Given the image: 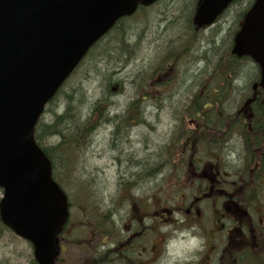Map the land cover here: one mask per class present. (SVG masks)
I'll use <instances>...</instances> for the list:
<instances>
[{
    "label": "rangeland",
    "instance_id": "rangeland-1",
    "mask_svg": "<svg viewBox=\"0 0 264 264\" xmlns=\"http://www.w3.org/2000/svg\"><path fill=\"white\" fill-rule=\"evenodd\" d=\"M191 1L159 0L121 20L124 22L120 25L128 32L127 48L123 50L117 39L118 32L123 30L111 29L90 49L46 106L40 119L43 123L64 112L67 104L77 112L70 111L74 119L88 121L89 125L96 123L85 141L82 135L81 147L66 155L67 160L62 161L61 156L58 160L59 154H55V177L71 204L70 221L61 234L62 251L56 264H96L94 254L104 256L102 264H111L107 263L108 247L119 233L107 237L99 231L102 228L111 232L113 224L123 229L120 222L132 197L148 205L161 204L166 209L172 205L183 208L159 218L162 222L156 220L154 231L146 229L140 242L144 249L140 255L143 264H256L250 238L238 241L240 238L234 231L237 215L234 209L224 210L221 194L215 196L213 191L210 196L198 194L190 211L184 210L196 193L191 182L201 184L197 180L199 172L193 173L196 161H202L200 167L216 161L223 168L233 163L224 162L225 154L216 146L196 147L194 161H190L179 157L180 146L171 142V136L179 134L176 130L183 114L188 115L185 109L181 110L187 99V109H193L190 100L191 92L197 90L195 78L206 68L203 56L231 48L238 22L253 0L235 1L217 22L197 31L185 20ZM190 34L194 35L193 41ZM186 46L188 51L179 55L169 69L160 68L162 56L171 51L179 54ZM257 71L251 59L242 62L234 84L238 89L226 99L227 106L242 104L245 99L242 94L246 90L250 94ZM99 99L104 104V116L109 121L118 120L120 127L101 120L98 124L99 118L92 115L90 108ZM134 102L137 105L131 106ZM135 106H139L137 111L132 110ZM140 114L142 118L138 121ZM54 142L57 138L49 137L43 144ZM168 153L170 164L164 160ZM155 170L158 171L154 174ZM140 172L142 178L130 188L128 181L135 180ZM181 174H185L182 179ZM177 182L181 187L176 188ZM153 219L147 217L145 224L150 225ZM96 220H102L100 226L94 224ZM2 225L0 222V264H30L31 244ZM230 234L234 240L227 243ZM152 246L153 251L149 249ZM112 264L121 263L116 260Z\"/></svg>",
    "mask_w": 264,
    "mask_h": 264
},
{
    "label": "water",
    "instance_id": "water-1",
    "mask_svg": "<svg viewBox=\"0 0 264 264\" xmlns=\"http://www.w3.org/2000/svg\"><path fill=\"white\" fill-rule=\"evenodd\" d=\"M156 0H0V221L33 246L36 264H54L67 197L34 139L45 104L113 24ZM233 0H199L193 21L211 24ZM264 87V0H254L234 36Z\"/></svg>",
    "mask_w": 264,
    "mask_h": 264
},
{
    "label": "flooded vegetation",
    "instance_id": "flooded-vegetation-1",
    "mask_svg": "<svg viewBox=\"0 0 264 264\" xmlns=\"http://www.w3.org/2000/svg\"><path fill=\"white\" fill-rule=\"evenodd\" d=\"M231 109L233 108L222 109L223 123L220 125V137L222 152L225 154L223 160L233 164H226L224 168L220 166V171L212 165L202 168V176L206 182L208 180L205 186L209 192L206 195H211L210 191H213V194H221L224 210L234 209L237 215L235 232L240 238L238 241H242L245 237L250 238L256 264H264V123L257 122L256 111L259 108L243 110L240 107L234 112L230 111ZM228 113L230 116H227ZM141 118L139 116V120ZM112 123L115 128L118 126L116 121ZM238 144L241 148L237 147ZM216 175L219 176L218 179ZM198 187L200 190L204 188L201 185ZM130 201L131 199H128L127 214L120 222L123 229L114 233L119 234L114 236L108 247L107 263L112 264L117 260L121 264H143L140 256L144 252L143 245L140 243L142 237L146 229L154 231L158 222L156 220L164 216V208L161 204L148 205L141 199H138V202ZM149 206L155 209L148 208ZM147 217L154 219L146 227L144 220ZM121 233L124 236H121ZM149 249L153 251L154 246ZM96 256L94 254L92 257ZM101 257L104 258V256ZM103 262L99 261L97 264Z\"/></svg>",
    "mask_w": 264,
    "mask_h": 264
},
{
    "label": "trees",
    "instance_id": "trees-1",
    "mask_svg": "<svg viewBox=\"0 0 264 264\" xmlns=\"http://www.w3.org/2000/svg\"><path fill=\"white\" fill-rule=\"evenodd\" d=\"M195 4L196 2L194 0L191 1L189 4L191 8L187 11V14H185V20L187 21L188 26H194L192 22V17H190L189 15L190 13H193ZM145 8L146 7L144 6H139L138 10L143 11ZM127 18L128 17L120 19L113 26L112 30L121 31L123 29H126L120 24L124 22L121 20ZM127 34L128 32H125V30H123L122 32H118L119 37L117 39L122 44L121 48L123 50H125L129 44L125 38ZM192 34H190V36ZM192 38L193 41L194 35H192ZM230 49L225 50L224 52H214L213 55H217L219 56V58L217 57V60L212 62V66L209 61L206 62L205 69L210 68L209 72L207 73L209 75L207 80H205V78L202 79L201 74H198L195 78L197 90L190 100V105L193 106V109L189 108L186 111L188 115L183 114V117L181 118V123L179 122L178 125L179 129L177 128L176 130L179 131V134L175 135L174 137L171 136V142L173 144L179 145L181 148H179V153H181L178 154L179 157L192 159L196 154V147L210 149L216 146L217 148H221L222 140L220 137V125L223 123L221 119L223 112L222 109L224 107L223 102L226 99L230 98V96L234 95L233 93L237 91V86H234L233 79L237 77L240 73L242 62L246 59H251L250 56L238 57L233 54ZM185 51H188L187 46L179 50V54H176L171 51L170 54L162 56V67H170L171 65H173L176 62L177 57L179 55L184 54ZM257 68V76L253 79V81L257 80L259 78L258 76L261 73L260 68ZM154 85H156V83ZM248 96V91L246 90L245 94H242V97L244 99V97L247 98ZM103 105L104 104L101 99L95 101L92 107L90 108L92 115H99L100 112H102V109L104 107ZM130 105L133 106L135 105V103ZM252 107L259 108V110L256 111L257 122L264 123V91H262L261 89H258L256 100L252 102L249 106L250 109ZM70 111L71 113L76 112L73 110L70 104H67L64 112L53 116L52 120L49 123H43L42 121H40V117L35 128V140L50 159L52 164L53 176L55 175V154H59V157H57L58 160H61V158L62 161L67 160V154H73L74 150L76 151L78 148L81 147V143L83 140V138H81L82 135L85 141L86 134L88 136V134L93 130V123L89 125L88 121H81L80 118L77 119L76 117L75 120L74 117H71ZM49 137H56L57 142L51 143L49 145L43 144V141L48 139ZM171 153L173 154V152ZM171 153H168L164 156V160L167 162L166 164H170ZM71 160L73 161L74 159ZM215 165H217L219 168L218 162H215ZM183 176L184 175L181 174V177ZM184 210H186V208H184ZM101 221L102 220H96L94 224L100 226ZM2 227L6 228L3 225ZM100 229L101 230L99 231V233H103L107 235V237L109 236V234H114L116 231L119 230L116 224H113L111 232L102 231V228ZM92 258L98 259L96 260V262H94L96 264L97 262L103 260L101 256H96ZM86 262L88 261H85V263Z\"/></svg>",
    "mask_w": 264,
    "mask_h": 264
},
{
    "label": "bare ground",
    "instance_id": "bare-ground-1",
    "mask_svg": "<svg viewBox=\"0 0 264 264\" xmlns=\"http://www.w3.org/2000/svg\"><path fill=\"white\" fill-rule=\"evenodd\" d=\"M205 55H206V54H205ZM205 55H204L203 57H204L207 61H209V62L211 63V66L213 65L212 62L215 61V60H217V57L219 58V56H217V55L214 56L213 54H211L210 56H205ZM211 56H212L213 60H212ZM205 71H207V72H205ZM208 72H209V69H208V70L205 69V70H202V73H201V71H200L198 74H201L202 79L205 78V80H207V79H208V76H209V75L207 74ZM202 79H201V80H202ZM199 80H200V79H199ZM237 80H238V79L234 78V79H233V84L237 83ZM236 85H237V84H236ZM234 86H235V85H234ZM195 93H196V91H195ZM195 93L192 91V92H191V95L194 96ZM193 96H192V97H193ZM223 103H224L223 105H225V106L223 107V109L226 108V107H227V108H233V109L230 110V111H232V112H234L236 109L240 108V106H227V105H226V103H227L226 100H225ZM186 104L188 105V101H187V100H186ZM187 105H186V107H181V110H182V109H185V111H187V110H188V109H187ZM157 171H158V170H155L154 174L157 173ZM154 174H153V175H154ZM142 175H143L142 172L138 173L137 178H136L135 180H134V179H130V181H128L127 184H129V185H133V184H135L136 180L142 178Z\"/></svg>",
    "mask_w": 264,
    "mask_h": 264
}]
</instances>
